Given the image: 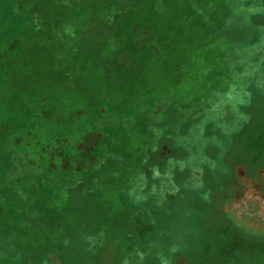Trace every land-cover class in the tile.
Wrapping results in <instances>:
<instances>
[{
    "label": "rangeland",
    "instance_id": "1",
    "mask_svg": "<svg viewBox=\"0 0 264 264\" xmlns=\"http://www.w3.org/2000/svg\"><path fill=\"white\" fill-rule=\"evenodd\" d=\"M261 80L264 0H0V264H264Z\"/></svg>",
    "mask_w": 264,
    "mask_h": 264
},
{
    "label": "crops",
    "instance_id": "2",
    "mask_svg": "<svg viewBox=\"0 0 264 264\" xmlns=\"http://www.w3.org/2000/svg\"><path fill=\"white\" fill-rule=\"evenodd\" d=\"M262 83V84H261ZM261 83L260 81H256L255 82V86H262L264 84V81L261 80ZM248 97H253L255 98V100L257 102H259L260 104V107L259 109L263 112L264 114V91L263 90H256L255 88L251 91H249V93L247 94ZM242 99H244V97H246V95H239ZM262 102H260V100H262ZM263 117V120H259L258 119V124H259V128L257 129L259 132H260V135H262L264 133V116L262 115Z\"/></svg>",
    "mask_w": 264,
    "mask_h": 264
},
{
    "label": "trees",
    "instance_id": "3",
    "mask_svg": "<svg viewBox=\"0 0 264 264\" xmlns=\"http://www.w3.org/2000/svg\"><path fill=\"white\" fill-rule=\"evenodd\" d=\"M245 129H246V128H245ZM250 129H251V127H250ZM252 130H254L253 127H252ZM254 133H255V132L251 131V134H254Z\"/></svg>",
    "mask_w": 264,
    "mask_h": 264
},
{
    "label": "flooded vegetation",
    "instance_id": "4",
    "mask_svg": "<svg viewBox=\"0 0 264 264\" xmlns=\"http://www.w3.org/2000/svg\"><path fill=\"white\" fill-rule=\"evenodd\" d=\"M255 144V143H254ZM178 206V205H177ZM178 208H179V206H178ZM201 234V232L199 231V235Z\"/></svg>",
    "mask_w": 264,
    "mask_h": 264
}]
</instances>
